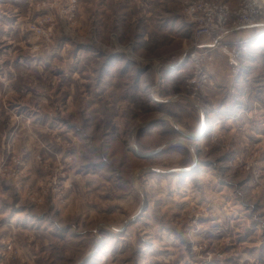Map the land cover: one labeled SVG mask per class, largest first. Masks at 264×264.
I'll return each instance as SVG.
<instances>
[{
    "label": "rangeland",
    "instance_id": "rangeland-1",
    "mask_svg": "<svg viewBox=\"0 0 264 264\" xmlns=\"http://www.w3.org/2000/svg\"><path fill=\"white\" fill-rule=\"evenodd\" d=\"M190 1L0 0V264H264V17L194 84Z\"/></svg>",
    "mask_w": 264,
    "mask_h": 264
},
{
    "label": "built area",
    "instance_id": "built-area-1",
    "mask_svg": "<svg viewBox=\"0 0 264 264\" xmlns=\"http://www.w3.org/2000/svg\"><path fill=\"white\" fill-rule=\"evenodd\" d=\"M185 15L193 27L194 36V50L190 54L195 71L192 82L203 85L208 81L205 69L211 59L210 51L213 49L223 50L235 74L242 71L246 45H243L242 41H232L231 46H228L224 44V40L234 31L255 26L258 20L264 17V2L263 0H244L241 6L234 10L228 3L191 0L186 6ZM210 39H213L211 43L205 42Z\"/></svg>",
    "mask_w": 264,
    "mask_h": 264
},
{
    "label": "crops",
    "instance_id": "crops-1",
    "mask_svg": "<svg viewBox=\"0 0 264 264\" xmlns=\"http://www.w3.org/2000/svg\"><path fill=\"white\" fill-rule=\"evenodd\" d=\"M242 31H238L233 33V36H238L239 34H241ZM221 57L217 54L216 55V60L218 62V60ZM214 63L213 67H212V71H211V81L216 84L217 86V91L218 93H216V95H221L222 94V99L220 101V104L222 106L225 105H229V102L231 99L234 100L237 97L236 93H229L228 89H230V87L232 85L234 86H238V88L240 89V86L243 85L244 81H241L239 79V81L236 83L234 79H230L229 77H220L218 74L219 72H221V63L217 64ZM217 64V66H216ZM223 91V92H222ZM254 98V97H253ZM231 100V101H232ZM262 115V119L261 121H256V124H254V126L256 125V127H253V125H248V123L245 126H242V124L240 123H229L231 126V130H237L240 134L241 137L244 139L245 145L250 146V145H255L256 143L258 144H263L264 143V113L261 114ZM203 119V117H202ZM205 128V124H204V119L201 121L200 126L193 132V136L194 135H201V133H203ZM255 138V139H254ZM257 138V139H256ZM256 140H259L258 142L254 143Z\"/></svg>",
    "mask_w": 264,
    "mask_h": 264
},
{
    "label": "water",
    "instance_id": "water-1",
    "mask_svg": "<svg viewBox=\"0 0 264 264\" xmlns=\"http://www.w3.org/2000/svg\"><path fill=\"white\" fill-rule=\"evenodd\" d=\"M263 2H264V0H263Z\"/></svg>",
    "mask_w": 264,
    "mask_h": 264
}]
</instances>
